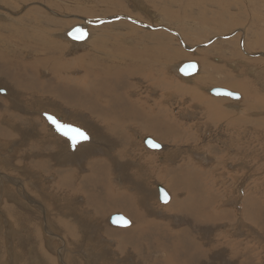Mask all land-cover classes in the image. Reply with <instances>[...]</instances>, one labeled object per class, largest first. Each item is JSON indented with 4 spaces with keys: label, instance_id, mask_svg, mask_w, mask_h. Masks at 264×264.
<instances>
[{
    "label": "rangeland",
    "instance_id": "1",
    "mask_svg": "<svg viewBox=\"0 0 264 264\" xmlns=\"http://www.w3.org/2000/svg\"><path fill=\"white\" fill-rule=\"evenodd\" d=\"M6 1V5L0 1V66L6 75L0 78V88L5 90L4 94H0V116L11 125L0 124L4 136L0 139V153H7L8 156L5 166L0 165V176L3 178L5 175L13 183L24 182L27 185L18 188L5 183L3 187L6 194L0 191V207L8 201L10 207L14 206L18 210L0 208V264H35L31 258L40 264L47 252L45 260L49 258L51 264L53 261L55 264H264V109L259 107L258 110H252L250 102L246 103V92L236 89L233 81H227L226 78L238 79L240 85L250 83L259 90L254 92L247 86L250 97L254 95L257 99H264V47L260 45L253 49L249 45L256 42L254 37L263 38L264 34H257L264 30L262 23L252 20L250 27L254 24L256 26L251 29L252 33L248 30V24L230 26L218 32L217 26L224 22H213L211 19L216 15L213 12L217 8L214 5L206 8L205 14L199 4V9L193 5L184 8L195 3L188 0H175L177 6L171 9L174 12L172 19L165 18L159 10L164 11V6L167 9L165 4L168 0H117L122 7L120 13L113 15L99 11L103 5L111 6L109 13L116 11L110 3L115 0H106L104 4H97L98 8L94 11L98 13L93 16L99 15L100 18L92 19L94 22L89 21L80 10L93 7L91 0H66L61 2L62 11L43 0ZM47 1L49 3L50 0ZM197 2L204 3L202 0ZM178 5L182 8L179 9ZM184 10L189 12L185 14ZM203 16L205 20H202ZM228 20L230 18L225 22L230 23ZM49 21H54L57 26H48L51 23ZM184 22L189 24L183 25ZM76 26L83 27L85 38L82 41H73L65 36ZM52 27L57 36H51L49 29ZM24 28H36L46 33L52 47L47 50L45 44L37 43L36 40L31 43L36 44L28 46L31 44L25 45V39L20 36L19 41L11 36L22 30L28 31ZM157 30L164 32L169 37L166 39H171L170 42L164 38L159 44ZM179 31L185 32L187 39ZM61 33L67 42L63 41ZM116 33L132 35L124 36V41L117 43L119 37L114 35ZM147 36H151L150 44H146ZM133 40L139 44L134 48V55L145 52L140 41L147 45L149 56L144 63L150 64L142 66L139 75L136 72L132 76H113L118 71L128 73L124 63H129L130 58L126 54L131 53ZM19 42H22L23 47L18 52L16 48ZM215 45L217 48L209 51ZM245 46L248 48L245 49ZM117 48L120 54H117ZM177 49L182 51V59L171 63L165 60V56L171 59V51ZM43 50L45 56L41 54ZM1 53L7 56V60L2 58ZM24 55L34 57L25 58ZM200 55H204L206 61L202 62ZM43 58L49 61L42 63L37 60ZM156 58L160 61L153 66L152 74L148 78L144 77L146 74L143 71L148 70ZM192 61L199 63L197 74L180 75L177 67ZM166 62L167 65H163ZM23 63L25 71L32 74L22 73ZM155 70L161 72L160 76L158 73L156 75ZM31 75L36 76L33 81L29 79ZM225 78L226 81L222 80ZM159 82L168 89H164L161 99H158L162 91L157 87ZM217 86L231 92L236 90L245 99L238 101L207 93L206 90L219 88ZM177 88L188 95H182L179 90L176 92ZM98 90L100 93H96ZM104 90H108L109 94L102 93ZM69 91L79 97V100H72L73 104H69L68 98L65 102L60 99ZM91 94H99L100 104L108 106L110 102L111 107L114 106L118 112L116 116H111L117 119L111 120L112 117H108L109 122L104 125L98 117L90 116L89 113L94 111H87L86 107H90V102L95 100ZM125 98L134 107L130 117L121 115L123 106L116 105L120 102L124 104L122 99ZM215 98H223L224 101L216 102ZM6 99L9 100L6 102ZM84 101L87 103L83 109ZM208 102L219 106L216 112L221 115L211 118L215 111L208 109ZM19 106H24V110ZM40 113H55L62 123L90 133L91 140L85 142L90 146H84V152L72 155L71 160L66 158V150L74 152L75 149L69 145L66 148L65 143L62 146V141L55 139L57 136L66 140L51 130ZM208 114L210 117H207ZM220 116H231L228 120L235 125L226 128L227 122ZM244 116L248 117L245 120L251 121V124L242 123ZM257 119L259 122L254 121ZM117 121L115 131L108 130V126ZM160 121L165 124L158 125ZM254 122L258 124H252ZM151 124L155 127L153 132ZM45 130L52 147L49 146L45 153H38L43 145L39 146L37 137L41 139ZM33 132L35 136H32ZM143 138L162 143L164 149L149 150L144 146ZM31 141H34L35 148ZM8 146L13 147V153ZM25 148L30 151L26 152ZM171 158L176 163L171 164ZM99 165L103 167L101 173L96 170ZM177 169L179 174H172L171 171ZM156 185L168 189L170 194L174 193L171 202L159 203ZM15 192H18L19 197L14 195ZM129 192L130 196L127 194ZM114 193H119V196ZM127 197L131 198L133 204L127 202ZM37 203L43 207L37 208ZM174 205L176 207L173 210ZM44 206H47L48 211ZM115 213L126 217L130 225L126 228L110 225L107 218ZM63 221L67 224V233L63 231ZM198 222L202 223L198 225ZM138 224L145 226L136 227ZM200 224L204 225L200 227ZM24 225L26 228H23ZM37 233L38 236L35 235ZM173 246H176L175 249ZM60 248L63 252H60ZM11 253L12 256L8 257ZM195 254L200 256L196 260Z\"/></svg>",
    "mask_w": 264,
    "mask_h": 264
},
{
    "label": "bare ground",
    "instance_id": "2",
    "mask_svg": "<svg viewBox=\"0 0 264 264\" xmlns=\"http://www.w3.org/2000/svg\"><path fill=\"white\" fill-rule=\"evenodd\" d=\"M2 3H3V5H6L5 3L7 2L6 0H0ZM44 2H46L49 6H52V7H54V8H56V9H58V10H63V7H62V5H61V2H65L66 0H50L49 1V3H48V1L47 0H43ZM94 4H91L93 7H84V8H82V9H80L81 10V12L83 13V15L84 16H86V17H88L87 19H89V21H91V22H94L92 19H96V18H100L99 17V15L98 16H93L94 14H97L98 12L97 11H94L95 9H97L98 8V6H97V4H104V3H106L107 1L106 0H91ZM111 1V0H110ZM117 0H115V1H111L110 3L112 4V6L114 7V8H116V11L115 12H113V13H109V10L111 9V6H105V5H103V6H100L101 8H99V11L100 12H105L106 14H110V15H113V14H117V13H120V9H121V7H122V5L119 3V2H116ZM188 1H190V2H195V3H192L191 5H188V4H186V5H188V6H184V8H188V7H191L192 5L193 6H195V7H198V9L199 8H201V9H203L204 10V12L207 10L206 8H210V7H212L213 5L217 8L216 9V11H214L213 12V14H215L216 13V15H213L212 16V20H213V22H215L216 20L218 21V23H220V22H224V23H220L218 26H217V30H218V32L219 31H222L221 29H224V28H228V27H237V26H243L244 24H248L249 25V23L251 22V23H253V21H256L255 23H262V27H264V0H248V1H246V0H207L206 2L207 3H205L204 1L205 0H202L204 3H202V4H200V3H198L197 1H199V0H188ZM70 2V1H69ZM78 2H79V0H78ZM109 2V1H108ZM179 2V1H178ZM67 3V2H66ZM76 3V2H75ZM183 3V2H182ZM64 4V3H63ZM181 4V3H180ZM201 5V7L199 6V5ZM74 5H76V4H74ZM82 5V4H81ZM166 6H167V9H166V7L164 6V11H162L161 9H159L162 13H163V15L165 16V18H167V19H172V18H174L173 17V14H174V12L173 11H171V9L172 8H174V6H177L176 5V1L175 0H168L167 2H166V4H165ZM80 7V6H79ZM178 7H179V9H181L182 8V6H179L178 5ZM71 9V8H70ZM195 9V8H194ZM72 10V9H71ZM249 10H250V12H249ZM78 11V10H77ZM124 11V10H123ZM147 11V10H146ZM262 11V12H261ZM11 12V11H10ZM75 12V11H74ZM189 12V11H188ZM187 11H185L184 10V13L185 14H187L188 13ZM123 13V12H122ZM36 14V13H35ZM34 14V15H35ZM77 14V13H76ZM149 14H151V13H149ZM205 14H207L206 12H205ZM195 15V14H194ZM109 16V15H108ZM106 17V16H105ZM228 18H230V20H228V21H230V23H228V22H225V20L226 19H228ZM259 18V19H258ZM142 19V18H141ZM202 19V18H201ZM97 20H99V19H97ZM108 21L109 20H111V19H107ZM202 20H205L204 19V16H203V19ZM251 20V21H250ZM253 20V21H252ZM262 20V21H261ZM85 21H87V20H85ZM96 21V20H95ZM142 21V20H141ZM164 20H162V22H163ZM10 22V21H9ZM49 22H51L50 24H48V26H53V27H56L57 26V23H55L54 21H49ZM139 22H140V20H139ZM196 22V21H195ZM101 23H103V22H101ZM149 23H150V21H149ZM165 23V22H164ZM203 23V22H202ZM35 24V23H34ZM73 24V23H72ZM75 24V23H74ZM162 24V23H161ZM181 24H183V23H181ZM187 24H189V23H187ZM187 24H185V22H184V24L183 25H187ZM196 24V23H195ZM216 25V24H215ZM29 26V25H28ZM245 26V25H244ZM251 25H249V27H248V30L249 31H251V33L253 32V30H251V29H253L254 27H256L255 26V24L252 26V27H250ZM259 26V25H258ZM257 26V27H258ZM32 27H34V26H32ZM51 28V29H49L50 31H51V36H57V35H55L56 33L53 31V29L54 28ZM80 29H82L83 30V27H81V26H78ZM193 27V26H192ZM261 26H260V29L262 28ZM24 29H26V28H24ZM163 29V28H162ZM186 29H187V27H186ZM190 29V28H189ZM194 29V28H193ZM192 29V30H193ZM205 29V28H204ZM259 29V30H260ZM22 30V29H21ZM26 30H28V31H25V30H22V31H19V33L18 34H13V35H11V36H13V37H15L18 41H19V36L22 38V39H25V42L24 41H22V42H24V44L25 45H28V43L29 44H31V43H33L34 42V40H36L37 41V43H43V44H45L47 47H45V49H47L48 50V47H52L51 46V42L50 41H48L47 39H48V37L46 36V33H44L43 31H41V30H38V29H36V28H31V29H26ZM46 30H48V29H46ZM59 30V29H58ZM191 30V31H192ZM227 30V29H226ZM247 30V29H246ZM246 30H245V32H246ZM247 30V31H248ZM164 31H166V30H164ZM189 31V30H188ZM195 31V30H194ZM193 31V32H194ZM264 31V30H263ZM263 31H261L260 30V32L258 31V35H261V34H264V32ZM84 32V31H83ZM135 32V31H134ZM180 33H182V35H183V37L184 38H186L187 39V37L186 36H184V33L185 32H181V31H179ZM215 32V31H214ZM217 32V31H216ZM215 32V33H216ZM256 32V31H255ZM55 33V34H54ZM210 33H212L211 31H210ZM119 33H116V34H114V35H118ZM135 34V33H134ZM190 34H192V33H190ZM224 34V33H223ZM236 34V33H235ZM247 34H249L250 35V33L248 32ZM256 33H255V35L256 36H258ZM60 35V34H59ZM63 33H61V37H62V39H63ZM85 35V34H84ZM112 36H113V34H111ZM126 35L128 36V35H132V34H129V33H125V34H121V35H118V37H119V41L117 40L118 38L116 37V40L118 41L117 43H119V42H122V41H124V36L126 37ZM195 35V34H194ZM228 35V34H227ZM249 35H247V36H249ZM65 36H66V34H65ZM136 37H137V35H135ZM250 36H252V35H250ZM249 36V37H250ZM60 37V38H61ZM135 37V38H136ZM141 37V36H140ZM113 38V37H112ZM157 38H158V42H159V44H161L162 43V41H164V38L166 39V38H169L167 35H165L164 34V32L162 33V32H160V30H157ZM190 38V37H189ZM212 38V37H211ZM237 38V37H236ZM33 39V40H32ZM147 41H146V44H150L151 43V36H147L146 38H145ZM195 39V38H194ZM233 39V38H232ZM128 40V39H127ZM130 40H131V38H130ZM166 40H168L169 42H170V40L171 39H166ZM165 40V41H166ZM220 40V39H219ZM237 40V39H236ZM246 40H248V39H246ZM251 40V39H250ZM253 40H255L256 42L255 43H253V44H249L250 45V47H252L253 49L254 48H256V47H258V46H262V47H264V35H263V38H255L254 37V39ZM48 41V42H47ZM63 41H65V42H67L66 40H64L63 39ZM186 41V40H185ZM215 41V40H214ZM232 41V40H231ZM245 41V40H244ZM22 42H19V46L16 48V51H21L22 50V47H23V44H22ZM45 42V43H44ZM174 42V41H173ZM251 42V41H250ZM46 43H48V45L46 44ZM79 43V42H78ZM172 43V42H171ZM204 43V42H203ZM246 43V42H245ZM249 43V42H248ZM34 44H36V43H34ZM34 44H31V45H28V46H32V45H34ZM133 44H134V47L132 48V50H131V53H127L126 54V56L127 57H129L130 58V60H129V63L128 62H126V63H124V65L125 66H127L126 68H128V73H126L125 74V72L124 71H119V73L118 74H111V75H113V76H119L120 74H124V76H132L133 75V73L135 74L136 72H137V75H139L140 73H142V66H147V65H149L150 64V62H146V63H144V60H146V58L149 56V50H148V47H147V45L146 44H144L143 42H141L140 41V45H142V49H144L145 50V52H143L141 55H134L133 54V51H134V48L137 46V45H139L138 44V42L137 41H134L133 40ZM173 44V43H172ZM228 44V43H227ZM174 46H175V43L173 44ZM229 45V44H228ZM166 46V45H165ZM217 45H215V46H213V48L212 49H210L209 51H212V50H215L217 47H216ZM209 47V46H208ZM186 49H188V47H185ZM220 48V47H219ZM245 49L246 48H248V47H244ZM234 49V48H233ZM25 50H27V51H30L28 48H25ZM176 50V49H175ZM237 51H238V48L236 49ZM173 51V50H172ZM171 51V59H170V57H167V56H165V60H169V62L171 63L172 61H175V60H177V59H182L183 58V53H182V51H180V50H178L177 49V51H173L172 52ZM230 51V50H229ZM246 51H249V50H246ZM262 51V50H261ZM146 52H148V53H146ZM228 52V51H227ZM236 52V51H235ZM250 52V51H249ZM45 51L43 50V51H41V54H42V56H45ZM146 53V54H145ZM2 54V53H1ZM117 54H120V52H118V48H117ZM148 54V55H147ZM256 54V53H255ZM221 55V54H220ZM26 56H28V57H34V55H24V57L26 58ZM201 56H204V55H200L199 57H200V59H201V61L203 62V60H205L206 61V57L204 56V58H202ZM208 56V55H207ZM182 57V58H181ZM2 58H4V59H6L7 60V56L6 55H3L2 54ZM158 58H160V56L158 57ZM223 58V57H222ZM229 59V58H228ZM252 59V58H251ZM38 61H40L41 60V62L42 63H47V61H49V59L48 58H43V59H37ZM256 60V59H255ZM261 60V59H260ZM160 60H157V58L155 59V61L149 66V69L148 70H145V71H143V73L144 74H146L144 77H147L148 78V76L149 75H151L152 74V72H153V66L156 64V63H158ZM193 62V61H192ZM241 62V61H240ZM239 62V63H240ZM25 63V62H24ZM24 63L21 65V70H22V73H30V74H32L31 72H26L25 71V67H24ZM169 63V64H170ZM196 63V62H195ZM230 63H232V62H230ZM167 65V62L166 63H163V65ZM197 64V63H196ZM248 64V63H247ZM160 65V64H159ZM179 65V64H178ZM243 65V64H242ZM250 65H251V63H250ZM53 66V65H52ZM158 66V65H157ZM175 66V65H174ZM180 66V65H179ZM178 66V67H179ZM206 66V64L203 66V67H205ZM254 66V65H253ZM252 66V67H253ZM263 66V65H262ZM123 67V66H122ZM155 67V66H154ZM177 67V66H176ZM175 67V68H176ZM178 67H177V69H178ZM232 67V66H231ZM2 67L0 66V78H1V76L2 75H4L3 74V72H2V69H1ZM198 68H199V63L197 64V70H198ZM221 68V67H220ZM233 68H234V66H233ZM261 68V67H260ZM15 69V68H14ZM124 69V68H123ZM164 69V68H163ZM174 69V68H173ZM235 69V68H234ZM257 69V68H256ZM116 70V69H115ZM176 70V69H175ZM239 71V70H238ZM242 71V70H241ZM249 71H250V69H249ZM249 71H248V73H249ZM87 72V71H86ZM155 72H156V75H157V73H158V76H160V74H161V72L159 71V70H155ZM198 72V71H197ZM108 73V72H107ZM263 73V72H262ZM101 74H104V73H102L101 72ZM174 74H175V72H174ZM197 74V73H196ZM256 74H258V73H256ZM8 75V74H7ZM105 75H107V74H105ZM4 76H6V75H4ZM31 76H33V77H31ZM31 76H29L30 78V81H33L34 80V78L36 77L35 75H31ZM162 76V75H161ZM194 76V75H193ZM182 77V76H181ZM261 77V76H260ZM24 78H26V77H24ZM186 78V77H185ZM192 78V77H191ZM210 78V77H209ZM227 78V81H229V80H231V81H233V84L235 85L234 87L236 88V89H241L244 93L246 92V94H247V96H248V99H247V101L248 102H246V103H249L250 102V107H251V109L253 110V109H257L258 110V108L259 107H263V109H264V99H261L260 100V98H258L257 99V97H255L254 95L252 96V97H250L251 96V94H249L248 93V91H247V89H246V87L247 86H249L250 87V89H252V91L254 90V92L255 91H259L258 90V88H256V87H254L253 85H251L250 83H247V82H245V84L244 85H240L239 83H238V79H234L233 77L232 78H230V77H226ZM226 78L225 79H222V80H225L226 81ZM264 77L262 76V79H263ZM146 79V78H145ZM159 79V78H158ZM189 79H190V77H189ZM201 79V78H200ZM257 79H259L258 77H257ZM256 79V80H257ZM165 80V79H164ZM173 80V79H172ZM171 80V81H172ZM182 80V79H181ZM180 80V81H181ZM187 79H183V81H186ZM256 80H255V83H256ZM84 81V80H83ZM175 81V80H174ZM188 81V80H187ZM200 81V80H199ZM135 82V81H134ZM259 82V81H258ZM257 82V83H258ZM98 83V82H97ZM170 83V82H169ZM198 83V82H197ZM206 83V82H205ZM89 84V83H88ZM117 84V83H116ZM126 84V83H125ZM129 84V83H128ZM176 84V83H175ZM210 84V83H209ZM45 85V84H44ZM55 85V84H54ZM71 85V84H70ZM137 85V84H136ZM135 85V86H136ZM177 85V84H176ZM175 85V86H176ZM211 85V84H210ZM230 85V84H229ZM256 85V84H255ZM260 85H262V84H260ZM37 86V85H36ZM99 87H100V85H98ZM101 86H103V85H101ZM105 86V85H104ZM128 86V85H127ZM150 87H151V85H150ZM153 87V86H152ZM157 87H159L160 88V90H162L161 91V96L160 97H158V99H161L162 97H163V94H164V92H165V90L164 89H166L165 88V86H164V84H161L160 82H159V84L157 85ZM217 87H219V86H217ZM233 87V86H232ZM91 88V87H90ZM106 88V87H105ZM155 88V87H154ZM188 88H189V86H188ZM205 88V87H204ZM220 88V87H219ZM260 88V87H259ZM262 88V87H261ZM1 89V88H0ZM101 89V88H100ZM157 89V88H156ZM169 89H171V88H169ZM190 89H191V87H190ZM211 89V88H210ZM209 89V90H210ZM263 89V88H262ZM108 90H110V89H108ZM108 90H104L102 93H105L106 95L107 94H109V91ZM149 90V89H148ZM158 90V89H157ZM167 91H168V89H166ZM178 90H179V92L180 93H182V95H188V93L187 92H185L184 90H182V89H176V92H178ZM182 92H181V91ZM209 90H206L207 91V93H208V91ZM225 90H226V88H225ZM233 91V90H232ZM251 91V92H252ZM175 92V91H174ZM231 92V91H230ZM237 91L236 90H234V92H232V93H234V94H236V95H238V101H242L241 99H245V97H243L242 95H239L238 93H236ZM96 93H100V91L98 90V92H96ZM169 93V92H168ZM76 93L75 92H73V91H69L67 94H63L62 96H60V99H63V102H65V99L66 98H68L69 99V104H73V102H72V100H75L76 98L79 100V97L78 96H76L75 95ZM130 94V93H129ZM199 94V93H198ZM245 94V95H246ZM11 95V94H10ZM78 95H79V93H78ZM91 95H93V94H91ZM102 95V94H101ZM94 96V95H93ZM98 96H99V94H98ZM98 96H94L95 97V100L94 101H92V102H90V107L88 106V107H86V109H87V111L89 110V109H93V110H89V111H94V113H89L90 114V116L91 115H93V116H95V117H98L99 119H101L100 121L104 124V125H107L108 124V122H109V119H108V117H112V118H114V119H112L111 118V120H115V119H117L116 117H113V116H111V115H114V116H116V114H118V112L115 110V107L114 106H112L111 107V103L109 102V104H108V106H106V105H103V104H100L99 103V100H98ZM209 96V95H208ZM264 96V95H263ZM103 98V97H102ZM111 98V97H110ZM109 98V99H110ZM201 98V97H200ZM228 98V97H227ZM91 99V98H90ZM104 99V98H103ZM223 99V98H222ZM222 99H220V98H215V101L216 102H219V100H221V101H224V100H222ZM240 99V100H239ZM7 100H9V99H6L5 101L7 102ZM123 101H125V103L123 104L122 102H120L119 104H116L117 106H123V109H122V113H121V115L123 114V115H127V116H129L130 117V114H131V110H132V108H134L133 106H131V105H129V103H127L126 102V98H125V100L124 99H122ZM213 100V99H212ZM233 100V99H232ZM86 101H87V99H86ZM89 101V100H88ZM109 101V100H108ZM113 101H114V99H113ZM141 101V100H140ZM172 101V100H171ZM115 102V101H114ZM155 102V101H154ZM162 102V101H161ZM39 103V102H38ZM84 104H82V108L84 109V105L87 103V102H83ZM89 103V102H88ZM136 103V102H135ZM134 103V104H135ZM149 103V102H148ZM157 103V102H156ZM177 103V102H176ZM227 103V102H226ZM238 103V102H237ZM240 103H242V102H240ZM133 104V103H132ZM208 109L210 110V111H215V113L214 112H212V114L214 115V117L213 118H215L217 115L219 116V115H221V113L220 112H218L219 114H217V112H216V110H217V107H219V106H217V105H213V103H209L208 102ZM15 106H16V103L14 104ZM78 105V104H77ZM151 105V104H150ZM153 105V104H152ZM184 105V104H183ZM37 106V105H36ZM197 106V105H196ZM255 106V107H254ZM19 107H22L21 109H23L24 108V106H19ZM175 108V107H174ZM225 108V107H224ZM186 109V108H185ZM206 109V111H207V108H205ZM204 109V110H205ZM247 109H248V107H247ZM262 109V110H263ZM24 110V109H23ZM136 110V109H135ZM163 110V109H162ZM172 110V109H171ZM196 110V109H195ZM250 110V109H249ZM28 111V110H27ZM85 111V110H84ZM105 111H107V112H105ZM240 111V110H239ZM239 111H237V112H239ZM33 112V111H32ZM209 112V111H208ZM133 113V112H132ZM42 113H40V115H41ZM49 114V113H48ZM52 116H54L57 120H61V119H59L60 117H59V115H54L55 113H50ZM85 114H87V113H85ZM69 115V114H68ZM160 115V114H159ZM224 115V114H223ZM85 116V115H84ZM136 116V115H135ZM140 116V115H139ZM210 117V115L208 114L207 115V117ZM62 117V116H61ZM189 117V116H188ZM206 117V118H207ZM212 117V116H211ZM221 117V116H220ZM223 117V116H222ZM221 117V118H222ZM231 117V116H230ZM230 117H226V116H224L223 118H230ZM239 117H241V115H239ZM245 117H247V116H244V117H242L243 119H241L242 120V123H249V124H251V121H248V120H245L246 118ZM250 117L252 118V116L250 115ZM141 118V117H140ZM248 118V117H247ZM146 119V118H145ZM208 119V118H207ZM211 119V118H210ZM147 121H148V119H146ZM146 120H145V122H146ZM158 121V120H157ZM235 121V120H234ZM254 121H258L259 122V120L257 119V120H254ZM45 122V121H44ZM61 122H62V120H61ZM135 122V121H134ZM144 122V123H145ZM230 122V121H229ZM258 122H254V123H252V124H258ZM67 123V122H66ZM136 123V122H135ZM153 123V122H152ZM162 123H164L165 124V122H162V121H160V123H158V125H161ZM212 123V122H211ZM0 124H2V125H11L9 122H7L5 119H4V117H2V116H0ZM15 123H13V125H14ZM47 124V123H46ZM64 124V123H63ZM80 124H82V123H80ZM118 124V121L117 122H115L112 126H108V130H112V132L113 131H115L114 130V128H115V125H117ZM192 124V123H191ZM216 124H218L217 122H216ZM83 126H86L84 123L82 124ZM145 125H147L146 123H145ZM152 125V124H151ZM232 125L234 126L235 125V123H232ZM226 126H227V124H226ZM251 126V125H250ZM264 126V125H263ZM43 128H44V126H42ZM82 127V126H81ZM87 127V126H86ZM162 128V127H161ZM227 128V127H226ZM0 129H2V128H0ZM50 129V128H49ZM86 129V128H85ZM154 129H155V127H154V125H152V127H151V132H153L154 131ZM51 130H52V128H51ZM88 130V129H87ZM90 130V129H89ZM129 130V129H128ZM206 130V129H205ZM53 131V130H52ZM83 132H85L84 130H82ZM126 131V130H125ZM200 131V130H199ZM207 132V131H206ZM43 134V137H41V139H40V136L39 137H37V139L39 140V146H41V145H43V148L42 149H39V150H41V153H44L43 151H45L46 152V150L49 148V146L50 147H52V145H51V143L48 141V139L46 138V130L44 131V132H42ZM87 135H88V139L85 141V142H89L91 139H90V136H91V134L89 133H87V132H85ZM123 133V132H122ZM245 133V132H244ZM208 134V133H207ZM242 134V133H241ZM122 135V134H121ZM124 135V134H123ZM132 135V134H131ZM32 136H35V132H33L32 133ZM51 136H52V134H51ZM55 136V135H54ZM151 136V135H150ZM153 136H154V134H153ZM155 136H157L156 134H155ZM2 137H4V136H2ZM49 137V136H48ZM159 137V136H158ZM161 137V136H160ZM159 137V138H160ZM199 137V136H198ZM55 139H57V140H60V141H62V146H63V143H65V145H66V148H68V145H69V143L66 141V140H64V139H62V138H59V137H57V136H55ZM124 139V138H123ZM145 138H143V140H144ZM51 140V139H50ZM53 141H54V139H52ZM209 140V139H208ZM35 141V140H34ZM34 141L32 142V144L34 143ZM92 141H93V139H92ZM158 141H161V139L160 140H158ZM37 142V141H36ZM85 142H79V143H77L76 144V146H74V149H75V151L74 152H69V150H66V158H70L72 155H74V154H79V153H83L84 151H83V149L85 148L84 146H88L89 144L88 143H85ZM103 142H105V141H103ZM107 142V141H106ZM53 143H55V142H53ZM61 143V142H60ZM92 143V142H91ZM35 144V143H34ZM33 144V146H34V148H35V145ZM104 144V143H103ZM107 144V143H106ZM109 144V143H108ZM143 144V143H142ZM160 145H161V147H162V149H164V145L162 144V143H159ZM56 145V144H55ZM55 145H54V147H55ZM101 145H102V143H101ZM30 146V145H29ZM32 146V147H33ZM90 146V145H89ZM145 146V145H144ZM31 147V146H30ZM37 147V146H36ZM42 147V146H41ZM56 147H58V146H56ZM60 147V146H59ZM7 148H9V149H11V151H12V153L14 152V149H13V147H11V146H8ZM83 148V149H82ZM106 148V147H105ZM144 148V147H143ZM51 149V148H50ZM54 149V148H53ZM87 149V148H86ZM93 149V148H92ZM99 149V148H98ZM161 149V150H162ZM28 150L29 149H27V148H25V151L26 152H28ZM55 150V149H54ZM148 150V149H147ZM7 151V150H6ZM30 151V150H29ZM33 151V150H32ZM35 151V150H34ZM58 151V150H57ZM56 151V152H57ZM83 151V152H82ZM103 151V150H102ZM178 151V150H177ZM15 152H17V150H15ZM53 152V151H52ZM32 153V152H31ZM38 153H39V151H38ZM128 153V152H127ZM7 154V153H6ZM6 154H2V152L0 153V163L3 165V166H5V164H6V162H7V158H8V156L6 155ZM24 155H25V153H23ZM48 154H50V153H48ZM107 154V153H106ZM112 154V153H111ZM15 155H18V154H15ZM52 155V154H51ZM81 155H83L84 156V154H81ZM162 155V154H161ZM247 155V154H246ZM12 156H13V154H12ZM23 156V155H22ZM29 156V155H28ZM54 156V155H53ZM64 156V155H63ZM164 156V155H163ZM41 157H43V156H41ZM55 157V156H54ZM105 157V156H104ZM24 158H25V156H24ZM31 158V157H30ZM32 159V158H31ZM62 159V158H61ZM92 159V158H91ZM209 159V158H208ZM211 159V158H210ZM209 159V160H210ZM213 159V158H212ZM218 159V158H217ZM263 159V158H262ZM33 160V159H32ZM43 160V159H42ZM70 160H71V158H70ZM115 160V159H114ZM118 160V159H117ZM166 160V159H165ZM30 161V160H29ZM16 162V161H15ZM20 162V161H19ZM35 162H37V161H35ZM38 162H39V160H38ZM45 162V161H44ZM124 162V161H123ZM122 162V163H123ZM170 162V161H169ZM173 162V161H172ZM171 162V163H172ZM208 162V161H207ZM260 162V161H259ZM84 163V162H83ZM106 163V162H105ZM178 163V162H177ZM19 164V163H18ZM17 164V165H18ZM22 164H23V162H22ZM39 164H41V163H39ZM46 164V163H45ZM124 164V163H123ZM11 165V164H10ZM57 165V164H56ZM119 165V164H118ZM164 165V164H163ZM166 165V164H165ZM179 165V164H178ZM191 166V165H190ZM37 167V166H36ZM38 167H39V165H38ZM37 167V168H38ZM61 167V166H60ZM116 167H118V166H116ZM122 167V166H121ZM123 167H125V166H123ZM122 167V168H123ZM171 167V166H170ZM192 167V166H191ZM41 168V167H40ZM167 168V167H166ZM33 169V168H32ZM116 169V168H115ZM119 170H120V167L118 168ZM19 170V169H18ZM117 170V169H116ZM125 170V169H124ZM156 171V170H155ZM198 171V170H197ZM15 173H18V172H15ZM23 173V172H22ZM35 173V172H34ZM39 173V172H38ZM100 173H101V170H100ZM108 173V172H107ZM118 173V172H117ZM217 173V172H216ZM215 173V174H216ZM12 174H14L13 172H12ZM105 175V174H104ZM106 176H108V175H106ZM3 178H1V176H0V191L2 192V191H4L5 192V188L3 187L4 185L3 184H5V183H11L12 185H15L16 187H18V188H25V184L26 183H19V182H12V180L8 177V178H6V176L5 175H3L2 176ZM38 177V176H37ZM101 177V176H100ZM214 177V176H213ZM218 177V176H217ZM111 179V178H110ZM117 179V178H116ZM162 179V178H161ZM89 181V180H88ZM118 181V180H117ZM120 181V180H119ZM136 181V180H135ZM67 182V181H66ZM90 182V181H89ZM88 182V183H89ZM158 182V181H157ZM91 183V182H90ZM113 183V182H112ZM65 184V183H64ZM67 184H68V182H67ZM214 184V183H213ZM27 185V184H26ZM70 185V184H69ZM128 186V185H127ZM158 185H156V187H157ZM160 186V185H159ZM207 186V185H206ZM211 187V186H210ZM74 188V187H73ZM160 188L161 189H163L161 186H160ZM32 189H34V188H32ZM108 189V191H110L111 192V190H110V188H107ZM40 190V189H39ZM126 190V189H125ZM167 194H168V196H170V193H169V190L168 189H163ZM215 190H216V188H215ZM10 191L11 192H13V190L12 189H10ZM192 191V190H191ZM109 192V193H110ZM134 192V191H133ZM176 192V191H175ZM21 193V192H20ZM19 193V194H20ZM36 193V192H35ZM39 193H42V192H39ZM71 193H74L73 191L71 192ZM2 194H3V192H2ZM2 194H1V196H2ZM5 194H6V192H5ZM22 194V193H21ZM32 194V193H31ZM115 194V193H114ZM215 194V193H214ZM8 195V194H7ZM14 195H16V197H19V195H18V192L16 193H14ZM24 197H26V195L25 194H22ZM11 196V195H10ZM116 196V195H115ZM117 196H119V195H117ZM116 196V197H117ZM6 197V196H5ZM16 197H15V199H16ZM110 197V196H109ZM112 197V196H111ZM115 197V198H116ZM121 197V196H120ZM123 197V196H122ZM185 197V196H184ZM7 198V197H6ZM157 198H158V193H157ZM0 199H2V197L0 198ZM12 199V198H11ZM14 199V200H15ZM20 199V198H19ZM30 199V198H29ZM68 199V198H67ZM113 199V198H112ZM26 200V199H25ZM72 200V199H71ZM102 200V199H101ZM120 200V199H119ZM123 200V199H122ZM121 200V201H122ZM128 200V199H127ZM170 200H171V197H170ZM29 201V200H28ZM31 201V200H30ZM29 201V202H30ZM130 201V199L127 201V202H129ZM18 202V201H17ZM52 202V201H51ZM105 202V201H104ZM113 202H115V201H113ZM171 202V201H170ZM0 203H2V200H0ZM31 203V202H30ZM36 203V202H35ZM95 203V202H94ZM123 203V202H122ZM160 203V202H159ZM235 203V202H234ZM3 204H5V205H2L0 208H3V207H5V208H9V209H14L15 210V208H13L12 206L10 207V204L8 203V201H5V203H3ZM26 204V203H25ZM29 204V203H28ZM78 204V203H77ZM127 205H128V203H126ZM125 204V205H126ZM162 204V203H161ZM180 204V203H179ZM1 205V204H0ZM32 205V204H31ZM39 205L40 206H42L41 204H39V203H37V208H39ZM103 205V204H102ZM126 205V206H127ZM182 205V204H181ZM29 206V205H28ZM43 207V206H42ZM45 208H46V211H48V208H47V206H44ZM174 207V206H173ZM89 208V207H88ZM18 209V208H17ZM20 209V208H19ZM172 209V208H171ZM44 210V209H43ZM174 210V209H173ZM15 211H18V210H15ZM106 211V210H105ZM178 212V211H177ZM184 212V211H183ZM100 213V212H99ZM116 214V213H115ZM113 215V214H112ZM111 216V215H110ZM110 216L107 218V222L109 221V218H110ZM31 217V216H30ZM198 217V216H197ZM235 217V216H234ZM27 218V217H26ZM64 218V217H63ZM175 218V217H174ZM240 218V217H239ZM198 219V218H197ZM176 220V219H175ZM60 222V221H59ZM89 222H91V223H93L91 220H89ZM56 223H58V222H56ZM199 223H202V222H198V225H199ZM209 223V222H208ZM177 224V223H176ZM130 225V224H129ZM201 225V224H200ZM202 225H204V224H202ZM202 225L200 226V227H202ZM25 226V225H24ZM29 226V225H28ZM59 226V225H58ZM63 226H64V228H63V231L65 232V233H67L68 232V229H67V224H66V222H64L63 221ZM23 227V226H22ZM61 227V226H60ZM128 227V226H127ZM21 228V227H20ZM23 228H26V226L25 227H23ZM121 228V227H120ZM124 228H126V227H124ZM30 229V228H29ZM34 229V228H33ZM43 229V228H42ZM46 229V228H45ZM48 229V228H47ZM34 231V230H33ZM62 231V232H63ZM71 231H74V230H71ZM93 231V230H92ZM112 231H115L114 229L112 230ZM256 231V230H255ZM75 232V231H74ZM81 232V231H80ZM95 232V231H94ZM43 233H45V232H43ZM72 233V232H71ZM85 233V232H84ZM62 234H64V233H62ZM93 234H95V233H93ZM36 236H38V233L37 234H35ZM44 236V235H43ZM77 236V235H76ZM66 238V237H65ZM75 238V237H74ZM264 238V237H263ZM72 239V238H71ZM70 239V240H71ZM39 240V239H38ZM82 240V239H81ZM157 240V239H156ZM40 241V240H39ZM44 241V240H43ZM67 242H69L68 240H66ZM75 241V240H74ZM263 241V240H262ZM47 242H48V240H47ZM50 242V241H49ZM64 242V241H63ZM82 242V241H81ZM157 242H159L158 240H157ZM206 242V241H205ZM51 243V242H50ZM60 243H62V242H60ZM72 243V242H71ZM71 243H68L69 245H72ZM74 243V242H73ZM175 243V242H174ZM195 243H197V242H195ZM44 244V243H43ZM48 244V243H47ZM52 244V243H51ZM59 244V243H58ZM57 244V245H58ZM63 244V243H62ZM64 244L66 245V243L64 242ZM82 244V243H81ZM118 244H120V243H118ZM162 244V243H161ZM85 245V244H84ZM83 246V245H82ZM31 247V246H30ZM44 247V246H43ZM49 247V246H48ZM63 247V246H62ZM78 247V246H77ZM174 247H176V246H173V248ZM177 247H179L180 248V246H177ZM41 248H42V246H41ZM56 248V247H55ZM64 248V247H63ZM164 248H166L167 249V247H164ZM201 248V247H200ZM206 248V247H205ZM204 248V249H205ZM34 249V248H33ZM44 249V248H43ZM61 250H60V252L62 251V248H60ZM114 249V248H113ZM166 249H165V251H166ZM175 249V248H174ZM182 249V248H181ZM187 249V248H186ZM201 249H203V248H201ZM42 250V249H41ZM47 250V249H46ZM45 249H44V251H46ZM64 250V249H63ZM170 250H173V249H170ZM177 250H179V249H177ZM176 250V251H177ZM184 250H185V247H184ZM189 250H192V249H189ZM199 250V249H198ZM32 251V250H31ZM30 251V252H31ZM44 251H43V253H44ZM50 251H51V249H50ZM57 251V250H56ZM82 251V250H81ZM127 251V250H126ZM167 251H168V249H167ZM193 251V250H192ZM54 252H55V250H54ZM63 252V251H62ZM174 252H175V250H174ZM174 252H169V253H174ZM103 253V252H102ZM165 253V252H164ZM177 253H178V251H177ZM184 253H185V251H184ZM200 253V252H199ZM12 254L13 253H11L8 257H11L12 256ZM40 254V253H39ZM42 254V253H41ZM47 254H48V252H47ZM46 254V255H47ZM60 254V253H59ZM86 254V253H85ZM166 254H168V252H166ZM180 254H182V253H180ZM188 254H189V251H188ZM30 255V254H29ZM38 255V254H37ZM46 255H45V258L44 259H42V262L40 263V264H44V262H48V263H50V261H49V258H48V260H45L46 259ZM83 255V254H82ZM107 255V254H106ZM109 255V254H108ZM113 255V254H112ZM192 255H194V254H192ZM196 255V254H195ZM55 256L57 257V255L55 254ZM81 256V255H80ZM168 256H169V254H168ZM199 255L197 254L196 256H194V259L196 260V258L198 257ZM44 257V256H43ZM42 257V258H43ZM50 257V256H49ZM52 257H53V255H52ZM145 257V256H144ZM200 257V256H199ZM198 257V258H199ZM36 259H37V257H35ZM39 258V257H38ZM62 258H63V256H62ZM80 258V257H79ZM85 258V257H84ZM178 258V257H177ZM180 258V257H179ZM10 259V258H9ZM99 259V258H98ZM111 259V258H110ZM126 259V258H125ZM167 259V258H166ZM169 259H172V258H169ZM181 259H182V257H181ZM194 259H192V260H194ZM31 260H33L34 261V263L35 264H38L37 263V261L36 260H34V259H32L31 258ZM53 260H54V257H53ZM82 260V259H81ZM102 260V259H101ZM106 260V259H105ZM178 260H180V259H178ZM177 260V261H178ZM199 260V259H198ZM40 261V260H39ZM72 261V260H71ZM171 261V260H170ZM183 261V260H182ZM185 261V260H184ZM188 260H187V258H186V262H187ZM191 261V260H190ZM9 262H10V260H9ZM129 262V261H128ZM175 262H176V259H175ZM28 263V262H27ZM53 263H54V261H53ZM52 263V264H53ZM191 263V262H190ZM189 263V264H190ZM29 264V263H28ZM51 264V263H50ZM55 264V263H54ZM88 264H89V262H88ZM188 264V263H187ZM217 264V263H216Z\"/></svg>",
    "mask_w": 264,
    "mask_h": 264
},
{
    "label": "water",
    "instance_id": "3",
    "mask_svg": "<svg viewBox=\"0 0 264 264\" xmlns=\"http://www.w3.org/2000/svg\"><path fill=\"white\" fill-rule=\"evenodd\" d=\"M66 36H67L68 39L73 40V41H82L85 38L83 30L80 29L78 26L73 27L68 33H66ZM196 72H197V64L195 62H186V63L181 64L178 67V73L180 75H182V76H191V75L195 74ZM4 93H5V90L0 89V94H4ZM228 93H232V92H230L228 90H225V89H222V88H212V89H210L208 91V94H210L212 96L228 97V98H231L233 100H237L239 98L238 95H236V94L235 95H229ZM41 116L44 118L46 123L52 128V130L54 132H56L59 136L64 137L68 141L70 148L73 149L74 146H73V143H72V140L70 139V137L76 135V133L70 131V129H79V128H76V127H74L72 125H69V124H63L61 121L57 120L54 116H52L50 114H47V113H42ZM49 116L55 118V120L58 121L60 125H64L65 126L64 130L63 131H58L56 125L51 123L50 120L48 119ZM64 131H68V135L67 136L63 134ZM85 141L86 140H81L80 142H85ZM149 141L154 142L156 145H158V147L150 146L149 143H148ZM143 143L146 146V148H148L149 150L158 151V150L162 149V147H161V145L159 143L153 141L150 138H145L143 140ZM156 190H157V193H158V201L160 203H162V204H165V203L162 202V198L161 197L166 192L163 189H161L160 186H157ZM121 217L127 219L126 217H124L121 214H113V215L110 216L108 222H109L110 225L115 226V227L124 228V227L129 226L130 223L127 226L123 225L122 221L119 220V218H121Z\"/></svg>",
    "mask_w": 264,
    "mask_h": 264
},
{
    "label": "snow or ice",
    "instance_id": "4",
    "mask_svg": "<svg viewBox=\"0 0 264 264\" xmlns=\"http://www.w3.org/2000/svg\"><path fill=\"white\" fill-rule=\"evenodd\" d=\"M228 94L229 95H235L234 93H228ZM48 119L50 120L51 123L56 125L58 131L64 130L65 126L60 125L59 122L55 120V118L49 116ZM70 131L76 133V135L70 137V139L72 140L73 146H75V144L79 143L81 140H87L89 138L88 135L80 129H70ZM63 134L67 136L68 131H64ZM148 143L152 147H158V145H156L152 141H149ZM161 198H162L163 203H168L169 199H170V197L168 196L167 193H164ZM119 220L122 221L124 226H127L130 223L127 219H125L123 217L119 218Z\"/></svg>",
    "mask_w": 264,
    "mask_h": 264
},
{
    "label": "crops",
    "instance_id": "5",
    "mask_svg": "<svg viewBox=\"0 0 264 264\" xmlns=\"http://www.w3.org/2000/svg\"><path fill=\"white\" fill-rule=\"evenodd\" d=\"M117 73H119V71L117 72ZM212 117H214V115L212 116ZM211 117V118H212ZM225 120H226V124H227V126L226 127H228V128H232V124H230V122H229V120H228V118H225ZM3 136V132L2 131H0V139H2V138H4V137H2ZM123 139V138H122ZM11 144L13 143V142H10ZM17 144V143H16ZM44 153H45V151H43ZM39 153H41V150L39 151ZM151 159H149V161H150ZM174 159L173 158H171V161H170V163L173 161ZM97 163H100V161H98ZM172 163H176L175 161H173ZM171 163V164H172ZM101 164V163H100ZM0 165H1V163H0ZM98 165V164H97ZM168 168V167H167ZM179 168H180V165H179ZM187 168V167H186ZM164 169H166V167L164 168ZM164 169H162V172H163V170ZM96 170L98 171V172H100V170H101V172L103 171V167H101L100 165L99 166H97V168H96ZM172 172V174H179V169H177V170H172L171 171ZM185 174V173H184ZM115 194H119V193H115ZM129 196H130V192L129 193H127ZM122 195H124V194H122ZM173 196H174V193L173 194H170V196L169 197H171V198H173ZM120 198V197H119ZM128 198V197H127ZM128 200H129V198H128ZM115 201V203H116V200H114ZM130 201L132 202V204H133V201L131 200V198H130ZM169 201H170V199H169ZM176 207V205H174V207H173V209ZM39 208H40V205H39ZM172 208V207H171ZM172 210V209H171ZM178 210H181V211H184L185 212V210H182V209H178ZM18 221H19V219H17ZM145 220V219H144ZM142 224H138V226H136V227H143V226H145V225H142Z\"/></svg>",
    "mask_w": 264,
    "mask_h": 264
}]
</instances>
